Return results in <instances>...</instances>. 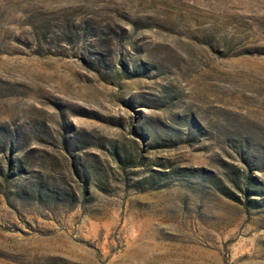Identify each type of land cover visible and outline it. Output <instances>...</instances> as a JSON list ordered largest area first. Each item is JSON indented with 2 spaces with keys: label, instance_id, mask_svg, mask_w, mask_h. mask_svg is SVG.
<instances>
[{
  "label": "rangeland",
  "instance_id": "374dc122",
  "mask_svg": "<svg viewBox=\"0 0 264 264\" xmlns=\"http://www.w3.org/2000/svg\"><path fill=\"white\" fill-rule=\"evenodd\" d=\"M0 264H264V0H0Z\"/></svg>",
  "mask_w": 264,
  "mask_h": 264
},
{
  "label": "trees",
  "instance_id": "16d2710c",
  "mask_svg": "<svg viewBox=\"0 0 264 264\" xmlns=\"http://www.w3.org/2000/svg\"><path fill=\"white\" fill-rule=\"evenodd\" d=\"M4 159H5V168H4L3 176H4L5 181H7L6 180L7 179L6 176L9 173V171L11 170L12 165L14 163V160H13V151L9 150L8 151V154L5 156Z\"/></svg>",
  "mask_w": 264,
  "mask_h": 264
}]
</instances>
